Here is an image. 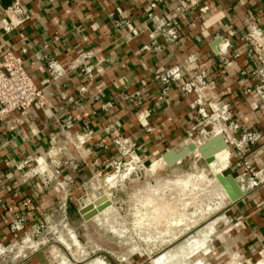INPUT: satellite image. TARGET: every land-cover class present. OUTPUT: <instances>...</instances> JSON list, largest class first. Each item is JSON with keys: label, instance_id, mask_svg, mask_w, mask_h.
Masks as SVG:
<instances>
[{"label": "crops", "instance_id": "0c3cea01", "mask_svg": "<svg viewBox=\"0 0 264 264\" xmlns=\"http://www.w3.org/2000/svg\"><path fill=\"white\" fill-rule=\"evenodd\" d=\"M19 1L30 18L7 32L6 10L15 0H0V53L11 50L24 59L35 83L44 89L47 106L0 116V241L8 246L17 240L12 224L22 216L29 233L43 223L49 242L28 251L26 258L4 264H108L103 256L82 260L95 250L80 244L82 226L87 223L80 209L97 197V179L116 168L110 163L127 159L114 142L117 137L135 143L143 162L190 144L189 131L197 124V110L192 107L197 95L186 94L181 85L194 77L193 66L209 71L212 82L206 95L230 103L240 125L236 139L244 131L261 135L241 150L231 146L230 161L247 160L253 171L264 169V108L256 93H246L258 82L251 59L255 52L246 36L252 26L264 31V0H196L199 6L191 10L174 0H163L155 8L150 6L152 0ZM204 5L209 10L203 13L199 8ZM168 19L178 22L180 37L172 43L160 39L161 51L143 50L151 42L149 33ZM216 40L220 42L213 47ZM227 42L228 52L241 55L226 69L223 48ZM83 52L93 56L77 65ZM52 60L67 71L56 81L48 72ZM172 66H180L183 75L171 84L167 102L158 98L164 87L155 71ZM84 85L86 91L81 90ZM131 93L142 95V102L120 97ZM108 102L113 105L105 110ZM86 132L87 139L81 140ZM53 145L59 171L46 160L44 171L20 178L17 165L29 157L47 158L55 150ZM34 165L31 162L23 171L31 172ZM240 184L245 188L243 197L228 202L227 209L235 223L216 234L201 264H254L260 258L264 183L251 187L246 178ZM71 208L76 209L78 225L70 217ZM66 235L70 240L64 242L65 248L60 241ZM74 250L82 258L77 259Z\"/></svg>", "mask_w": 264, "mask_h": 264}, {"label": "rangeland", "instance_id": "374dc122", "mask_svg": "<svg viewBox=\"0 0 264 264\" xmlns=\"http://www.w3.org/2000/svg\"><path fill=\"white\" fill-rule=\"evenodd\" d=\"M262 58H264V51H262ZM182 148H184L183 145L177 149ZM218 154L224 155L223 152ZM152 162H144L141 165L127 158L119 169H111L97 179V182H100L94 194L97 197L90 198L82 208L94 204L99 196L106 194L107 198L101 200V204L104 206L109 203L106 207L110 206V212L113 215L116 212V217L110 213V215L107 214L109 218L103 210L92 221L83 224L84 231L79 237L80 244L95 250L90 256L85 255L82 258L83 261L86 259V261H91L103 256L108 264L114 262L117 264H154L153 259L166 256L165 264H201L203 253L211 249L216 234L227 231L235 223L227 212L230 202L219 203L221 199L212 196L207 191L200 194L198 202L201 204L203 200L204 203L201 206L195 203L186 204L188 190H190V184L187 181H197L202 176L213 177L211 164H207L200 153L188 155L172 166H162L158 175L148 169ZM115 174L119 175L115 184L106 181L108 177ZM170 177L179 182L185 179L184 183L188 184L177 182L175 189V186L166 183ZM158 180L163 183L162 187L159 186ZM203 183L206 185L205 182ZM183 190L185 194H188L185 195L186 198L183 197L185 200L182 198L179 203L172 204V201H169L170 205H162L160 199L164 196L179 195ZM89 195L87 194L86 198ZM211 196L213 199H210ZM74 213L76 209L71 208L72 216L70 217L74 225H78L80 221ZM112 226L117 227L118 230L116 232L110 230ZM65 228L68 231L70 226ZM69 240L70 237L66 235L62 239L63 242H60L66 248L67 245L64 242H69ZM71 251L70 249L68 252Z\"/></svg>", "mask_w": 264, "mask_h": 264}, {"label": "built area", "instance_id": "2783aa9c", "mask_svg": "<svg viewBox=\"0 0 264 264\" xmlns=\"http://www.w3.org/2000/svg\"><path fill=\"white\" fill-rule=\"evenodd\" d=\"M174 1L179 3L184 10H191L199 6L196 0ZM161 2H163V0H152L150 6L155 8ZM199 10L203 13L207 12L209 6H201ZM6 14L10 18L9 23L4 26V30L7 32L22 26V24L30 18L29 13L19 0H15L13 5L7 8ZM150 16L152 17L153 15L150 14ZM127 22L128 20L126 23ZM120 23L123 24V22ZM122 24L120 26H122ZM21 36L23 35L21 34ZM149 37L151 42L150 44L143 46V50L152 52L161 51L163 49V45L160 43L161 40L172 43L180 37L179 24L173 19H168L163 24L156 27L155 30L150 32ZM246 39L255 52V57H252L251 59L256 66L253 74L258 79V82H256L253 87L247 88L246 93H256L264 108V58H262V51H264V31L257 26H252L247 33ZM229 46L230 44L227 42L223 48V54L225 56L223 63L226 69L232 67L235 60L241 55L239 51L228 52ZM92 56L93 54L91 52H83L76 62L77 65L85 63L87 60L91 59ZM190 60L191 62H194L195 58H190ZM72 66L76 67L75 64ZM192 69L195 72L194 77L181 85L182 91L186 94L195 92L197 95V98L192 104V107L197 110V124L189 131L191 136L190 143L195 141L204 142L208 140V138L214 136L217 129L227 142L229 149L231 146L236 145L237 148L241 150L243 149L244 144L247 146V144L258 141L261 135L251 131H244L241 139H236L235 134L239 132L240 125L238 121L234 119L230 103L223 100H216L213 96H207V86L212 82L209 76V71L199 68L198 66H193ZM48 72L52 79L56 81L67 71L64 68H61L56 60H52L49 62ZM86 72L88 73V71ZM182 75L183 69L180 66L159 68L155 71V78L163 83L164 87L161 95L158 97L160 100L163 99L167 102L170 101L169 91L171 84L175 81H180ZM81 90L86 91L87 86L84 85ZM96 97L97 96H94L92 99L96 100ZM120 97L127 102H142L143 99V96L137 93L121 94ZM34 105L43 108L47 106L44 89L35 83L21 56L16 55L11 50L0 53V116H6L14 112H24ZM112 105L113 102H108L103 107L107 110V108L112 107ZM209 125H211V127H209ZM66 126L67 128H70L72 125L70 122H67ZM216 126H219L220 128H216ZM89 134L91 135V132H89ZM87 135L88 133L86 132L81 134L79 138L82 140L85 136L87 137ZM86 139L87 138H85V140ZM55 141L56 140L53 139V142ZM114 142L125 157L133 162L135 161L137 164L143 165L144 162L139 158L135 151V143L123 139L122 137H117ZM54 148L55 146L53 145L51 149L53 150ZM57 156L58 152L55 148L53 153L47 156V158H27L17 165L20 178L33 177L40 173V171H44L42 167L48 166L47 161L56 167V171L58 172L60 160H58L59 158ZM31 162L35 163L31 172L23 171V169L31 164ZM110 164H114L112 166L119 169L122 161ZM229 166L238 171L240 168H244L243 173L239 172L240 175L238 180L240 183H244L246 178L251 187H257L264 183V169L257 172L253 171L250 162L247 160H239L235 164L230 161ZM44 229L45 225L42 223L33 230V232L29 233L25 229L24 218H22V216L18 217L12 224L13 232L18 234L17 240L8 246L0 241V264H4V262L9 259L15 260L18 258H26L28 251L33 252L40 246L49 242L48 238H45L43 235ZM254 264H264V247L260 251V258Z\"/></svg>", "mask_w": 264, "mask_h": 264}, {"label": "bare ground", "instance_id": "6f19581e", "mask_svg": "<svg viewBox=\"0 0 264 264\" xmlns=\"http://www.w3.org/2000/svg\"><path fill=\"white\" fill-rule=\"evenodd\" d=\"M217 132V131H216ZM220 134V133H219ZM214 135H217L216 133H214ZM221 135V134H220ZM203 144V142H200V141H195V150H193L189 155H191V154H193V153H200L199 151H198V147L199 146H201ZM220 152H223L224 153V157L222 156V155H219L218 153H220ZM220 152H218V153H216L215 155H214V160L211 162V163H209V164H211V166H212V168H213V172L214 173H212L213 174V177H206V176H202V177H200V179H198L197 181H187L190 185H189V189L190 190H188L189 191V195L188 194H185L184 192H185V190H183L179 195H175V196H172V197H167V195L166 196H164V198L163 199H160L159 197V199H160V201H161V203H162V205L163 204H166V205H170V203H168L169 201H172V204H175V203H179V201L181 202V199L183 198V197H185V195H188L187 196V198H186V204L187 205H192V204H196L197 206H201L202 204H204L203 203V200H202V203L201 204H199L200 202H198L199 200V197H200V194H202L204 191H207V193H211L212 194V196H216L217 198H220L221 199V202H219V203H226V202H229L230 201V198L228 197V194L226 193V188H225V186L222 184V182L217 178V174H221L226 168H228L229 167V157H230V151H229V148L228 149H225V150H223V151H220ZM198 155V154H197ZM225 160H226V162H225ZM180 162V161H179ZM226 163V165H225V163ZM166 165H168L167 164V162L165 161V159L161 156L160 158H157V159H154L153 160V162L151 163V165L149 166V171H151L153 174L155 173V174H157L158 175V171H159V169L163 166V167H165ZM160 174V173H159ZM152 175V174H151ZM152 176H154V175H152ZM119 177V175H117V174H115V175H111L110 177H108L107 178V182H109L110 184H115L116 183V181H117V178ZM124 177V176H123ZM159 177V176H158ZM169 177V176H168ZM167 177V178H168ZM164 179H165V177H164ZM187 179V178H186ZM177 182H179L178 180H174V179H172V177H170V179H167L166 180V183H167V185H171V186H175V184L177 185ZM185 182V179H184V181L182 180L181 182H179V183H182V184H188L187 182L186 183H184ZM203 182H205V184L208 186V190H206V188H207V186L206 185H204V183ZM237 182H238V180H237ZM239 183V182H238ZM158 184H159V186L160 187H162L163 186V183L162 182H159V180H158ZM240 184V183H239ZM97 185H100V182H97ZM105 185V184H104ZM113 186V185H112ZM186 186H188V185H186ZM185 186V187H186ZM206 187V188H205ZM240 187H241V189H242V185L240 184ZM182 188H183V186L181 187V190H182ZM156 189V188H155ZM175 189H176V186H175ZM245 189V188H244ZM244 189H242L243 191H244ZM148 191V190H147ZM187 191V192H188ZM107 193V192H106ZM175 194H176V192H175ZM178 194V193H177ZM199 195V196H198ZM211 196V198L210 199H213V197ZM183 200H185L184 198H183ZM222 200L224 201V202H222ZM160 201H159V203H160ZM184 202V201H183ZM159 203H158V206H159ZM161 203H160V205H161ZM104 204V203H103ZM185 204V205H186ZM195 205V206H196ZM165 206V205H164ZM172 206V205H171ZM220 206V205H219ZM110 207V206H109ZM108 206L104 209V214L106 213V215L107 214H109L110 215V208H109ZM162 208V207H161ZM113 209V208H112ZM112 209H111V211H112ZM115 209V208H114ZM164 209V208H163ZM162 209V210H163ZM173 210V209H172ZM112 212H115V210H113ZM160 213V212H159ZM158 213V214H159ZM164 213H165V211H164ZM112 215H113V213H111ZM115 214H116V212H115ZM113 215V216H115L116 217V215ZM160 214H162V212L160 213ZM99 215V214H98ZM109 215H107L109 218H110V216ZM111 215V216H112ZM168 215V214H167ZM187 215V214H186ZM107 217V218H108ZM159 217V216H158ZM106 218V217H105ZM108 218V219H109ZM112 218V217H111ZM118 218V217H117ZM113 219H114V217H113ZM199 219V218H198ZM118 220V219H117ZM145 220V219H144ZM143 220V221H144ZM111 221V220H110ZM87 222H89V221H87ZM145 222V221H144ZM146 223V222H145ZM90 224V223H89ZM109 224H111V223H109ZM113 224V223H112ZM141 224V223H140ZM111 226V225H110ZM88 227V226H87ZM110 230H112V231H114V232H116L118 229H117V227H114V226H112L111 228H109ZM187 229V228H186ZM90 231H92V230H90ZM93 232V231H92ZM119 232V231H118ZM98 236V235H97ZM110 243V242H109ZM77 251L78 250H74L73 251V254H74V256H76L77 257V259H79V258H82L81 256H79V255H77ZM117 252V251H116ZM117 254H119V253H117ZM166 256H160V257H158V258H156V259H153V263L154 264H165V262H166ZM101 261V260H100ZM82 262V261H81ZM100 263V262H99Z\"/></svg>", "mask_w": 264, "mask_h": 264}, {"label": "water", "instance_id": "95a60500", "mask_svg": "<svg viewBox=\"0 0 264 264\" xmlns=\"http://www.w3.org/2000/svg\"><path fill=\"white\" fill-rule=\"evenodd\" d=\"M219 42L220 40H216L213 44V47L218 45ZM228 148L229 146L224 140L223 136L217 134L204 141L203 144L198 147V151L202 155V158L205 160V162L209 164L214 160V155L216 153ZM193 150H195V142L188 144L182 149L171 148L163 153L162 157L165 159L169 166H172L179 161L181 162ZM239 175V171L234 170L230 166L226 168L221 174H217V178L226 188V193L230 198V203L237 202L244 195V191L242 190L243 188L241 189L240 184L237 182ZM106 198V194H102L94 204H90L80 209V213L82 214L85 221H90L106 208V205H108L109 203H106L104 206L101 204V200H105Z\"/></svg>", "mask_w": 264, "mask_h": 264}]
</instances>
